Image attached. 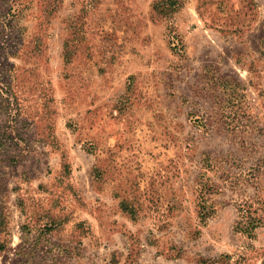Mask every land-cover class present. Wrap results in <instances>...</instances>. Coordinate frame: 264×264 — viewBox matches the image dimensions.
<instances>
[{
  "label": "rangeland",
  "instance_id": "374dc122",
  "mask_svg": "<svg viewBox=\"0 0 264 264\" xmlns=\"http://www.w3.org/2000/svg\"><path fill=\"white\" fill-rule=\"evenodd\" d=\"M0 264H264V0H0Z\"/></svg>",
  "mask_w": 264,
  "mask_h": 264
},
{
  "label": "trees",
  "instance_id": "16d2710c",
  "mask_svg": "<svg viewBox=\"0 0 264 264\" xmlns=\"http://www.w3.org/2000/svg\"><path fill=\"white\" fill-rule=\"evenodd\" d=\"M246 228V227H245Z\"/></svg>",
  "mask_w": 264,
  "mask_h": 264
}]
</instances>
